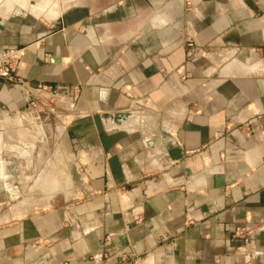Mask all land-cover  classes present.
I'll use <instances>...</instances> for the list:
<instances>
[{"label":"crops","instance_id":"crops-1","mask_svg":"<svg viewBox=\"0 0 264 264\" xmlns=\"http://www.w3.org/2000/svg\"><path fill=\"white\" fill-rule=\"evenodd\" d=\"M62 1L0 10V61L25 50V85L0 81V264H264V0ZM43 87L72 115L50 185L13 156Z\"/></svg>","mask_w":264,"mask_h":264},{"label":"rangeland","instance_id":"rangeland-1","mask_svg":"<svg viewBox=\"0 0 264 264\" xmlns=\"http://www.w3.org/2000/svg\"><path fill=\"white\" fill-rule=\"evenodd\" d=\"M41 1L42 0H14V1L8 0L7 2V0H5V2L2 3V1L0 0L1 2L0 9L7 8V10H10L11 8H13L14 6L18 4L21 5L24 9H29L31 6L29 5L30 2L36 4ZM63 3L64 2L62 0H52V2L49 4V7H51L50 5H53L51 8L54 9L55 12H59L61 14L65 10V7H66V5ZM47 11H51V10L47 9ZM212 58L213 57H208V59H206L208 60L207 65L211 67L212 65L210 64L209 60H211ZM234 66L235 65L227 66L228 68L226 69V71L230 70V68L232 69V67ZM244 67L240 65V67L235 66L234 68L237 70L239 69L242 70ZM26 116L27 118H29V121H28L29 128L32 129L31 130L32 132L34 131L36 133L34 132L30 133L31 131H26L25 133L24 131H21L20 133L21 140L20 139L18 140L21 142L24 140L25 145H23L24 143H22L21 147L15 150L16 151L14 152L15 155L13 154V156H15L16 158L23 159L21 163H16V166H17L16 175L18 176L20 173V170H18L20 168L19 165H21L22 167L28 168L30 173L31 172L33 173L34 170H36L38 166L41 167L40 170H43L46 165L44 162H46V156H47V159L50 163L48 162L49 168H47L46 170L47 177L45 178V180H42V182L43 183L47 182L49 183L48 185L54 184L52 183L54 180L52 179V176L55 175L54 168L57 167L58 161L59 160L65 161L67 158V155L68 156L72 155L66 146V141H67V132H66L67 130L66 129H67V124L69 122L63 119V117L65 116H72L70 109L68 108L66 104L62 103L60 99L58 100L57 98H51L47 102L41 101L39 105H36L35 107H31V110L27 111ZM16 123H19V122L16 121ZM21 123L23 125L25 124L23 122ZM6 125L7 124H5V127ZM17 126L18 124H16L14 127H17ZM8 130L9 129L7 127L5 129V132H8ZM57 130H60V132H58ZM55 133L57 134V141H58V146L56 148L52 147V144H51L53 143V140L56 139ZM40 136H43L42 139L40 138ZM39 140H42V142L40 143ZM42 147H44L43 150L45 151V153L42 157L40 156L37 157V152ZM73 168H76V167L75 166L69 167L71 177H72ZM14 181L15 183H19V184L21 183V186L23 187L25 186L23 179L21 180V179L16 178L14 179ZM35 181L40 182V178H37ZM72 182H73V186L77 188V183L73 180V178H72ZM32 187L35 191H38V192L42 190L40 187L36 186L35 184H33ZM58 195L59 194H56L55 196H47L48 204L52 201L54 197H57ZM61 196L63 195H59L58 197H61ZM45 197L46 196L44 194H29V193L21 194V198L19 200L18 199L16 200V205L18 206V203L24 205L25 203H30V202L32 203V205H38L40 202L44 200ZM0 208L7 209V207H0Z\"/></svg>","mask_w":264,"mask_h":264},{"label":"built area","instance_id":"built-area-1","mask_svg":"<svg viewBox=\"0 0 264 264\" xmlns=\"http://www.w3.org/2000/svg\"><path fill=\"white\" fill-rule=\"evenodd\" d=\"M193 47V44H189ZM25 50H12L5 54V56L0 61V81H7L10 84L18 85L23 87L25 84L15 78L16 68L22 58L25 56ZM51 98H56V95L49 87H43L40 89H35L29 92V106L35 107L39 105L40 102H47ZM246 232L242 229H237L235 232V237L245 238Z\"/></svg>","mask_w":264,"mask_h":264},{"label":"water","instance_id":"water-1","mask_svg":"<svg viewBox=\"0 0 264 264\" xmlns=\"http://www.w3.org/2000/svg\"><path fill=\"white\" fill-rule=\"evenodd\" d=\"M130 114H123V113H115L114 115H110L109 118L114 121L115 124L121 125L123 121L127 120L129 118ZM72 178L77 183V185H80V177L77 171V168H73L72 170Z\"/></svg>","mask_w":264,"mask_h":264},{"label":"bare ground","instance_id":"bare-ground-1","mask_svg":"<svg viewBox=\"0 0 264 264\" xmlns=\"http://www.w3.org/2000/svg\"><path fill=\"white\" fill-rule=\"evenodd\" d=\"M2 1V0H1ZM14 1V0H13ZM8 2V0H7ZM52 2V0H42L41 2L38 3V5L35 7L36 10L39 11L41 9L42 11H47V9L51 10L49 7V4ZM1 3V2H0ZM3 3V2H2ZM26 4V3H25ZM30 5V4H29ZM51 6V5H50ZM1 10V9H0ZM11 10V9H10ZM43 13V12H42Z\"/></svg>","mask_w":264,"mask_h":264}]
</instances>
